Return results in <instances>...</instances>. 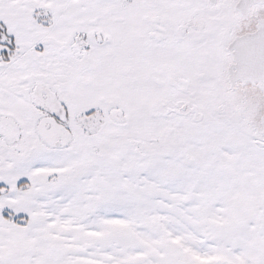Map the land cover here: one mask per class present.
I'll return each instance as SVG.
<instances>
[{"label": "snow or ice", "instance_id": "1", "mask_svg": "<svg viewBox=\"0 0 264 264\" xmlns=\"http://www.w3.org/2000/svg\"><path fill=\"white\" fill-rule=\"evenodd\" d=\"M0 264H264V0H0Z\"/></svg>", "mask_w": 264, "mask_h": 264}]
</instances>
